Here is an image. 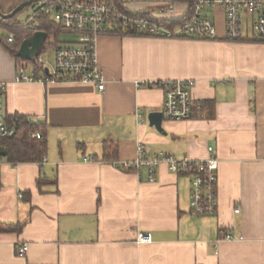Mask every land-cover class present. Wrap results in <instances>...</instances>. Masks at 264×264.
Wrapping results in <instances>:
<instances>
[{
	"label": "crops",
	"instance_id": "obj_1",
	"mask_svg": "<svg viewBox=\"0 0 264 264\" xmlns=\"http://www.w3.org/2000/svg\"><path fill=\"white\" fill-rule=\"evenodd\" d=\"M120 1L162 22L191 7ZM207 14L214 39L100 34L103 92L79 82L17 83V61L0 44L6 117L45 122L48 146L44 162L0 164V223L18 227L0 232V264H264V42L228 41L224 12ZM170 79H194L200 107L186 121L162 119L157 131L147 115L160 111L163 90L141 83ZM107 140L117 147L109 161L102 160ZM138 142L146 158L204 160L212 147L216 211L192 212L190 176L166 163L153 182L146 168L119 167L136 159ZM221 232L233 239L219 240ZM139 233L151 241L139 243ZM22 244L28 249L19 257Z\"/></svg>",
	"mask_w": 264,
	"mask_h": 264
},
{
	"label": "built area",
	"instance_id": "obj_2",
	"mask_svg": "<svg viewBox=\"0 0 264 264\" xmlns=\"http://www.w3.org/2000/svg\"><path fill=\"white\" fill-rule=\"evenodd\" d=\"M214 8H220L224 12L226 40L264 42V0H192L189 17L183 23L172 27L149 15H135L127 10L121 11L112 0H40L17 25L38 31L40 17H47L64 31L73 33L76 38L68 44H57L55 41L51 44L53 45L51 67L44 65L39 53L35 58L42 67L39 74L35 72V66L30 63L17 65L14 81L17 83L34 81L43 84L79 82L94 85L99 92H103L105 80L95 52V40L100 34L120 25L125 29L155 37L214 39L216 38L215 21L207 14ZM0 21L4 19L0 17ZM7 24L17 27L13 22ZM7 37L11 42L14 35L8 32ZM195 83L194 79H170L141 84L160 87L163 90L160 109L162 119L180 122L189 120L194 107H200L199 102H194L192 96ZM6 90V84L0 82V164L3 162L1 155L3 140L12 136L16 130L15 123L11 124L6 119L4 110ZM141 121L144 122L143 119ZM32 137L42 138L40 133H34ZM208 152L209 157L204 160H190L186 157L176 159L167 153L146 158L144 146L138 142L136 159L131 163H120L119 167L124 170L131 167L137 173H140L141 168H146L148 181L153 182L157 168L162 163H166L172 172L190 176L191 211L197 214H212L218 207V159L212 147H208ZM45 160L46 158L43 157L41 162ZM238 211L236 209L234 212ZM231 239L233 236L230 233L221 232L219 236V240ZM137 241L150 242L151 236L149 233H139ZM27 249V244H22L15 250V254L24 257Z\"/></svg>",
	"mask_w": 264,
	"mask_h": 264
},
{
	"label": "trees",
	"instance_id": "obj_3",
	"mask_svg": "<svg viewBox=\"0 0 264 264\" xmlns=\"http://www.w3.org/2000/svg\"><path fill=\"white\" fill-rule=\"evenodd\" d=\"M26 0H0V12L4 14L11 13L18 5ZM175 1H187L189 5L192 7V0H175ZM113 4L119 8L121 11H124L122 6V2L120 0H112ZM38 2H34L21 11L16 13L14 16L4 19V21H0V26L4 28V30H8V32L14 35L13 41L9 42L7 40V35L3 36L0 34V44L3 48H5L17 61V65L22 64L24 62L30 63L35 66V72L39 74L42 71V67L39 63H37L36 59L33 60H22L17 56V51L21 42L30 37L35 30L32 28H21L17 24H19V19L17 16L25 10L34 9L37 6ZM191 7L188 10L187 14L184 17L177 20H169L164 23L169 27L176 26L178 24L183 23L191 12ZM135 15H141L139 13H135ZM40 27L38 30H41L46 33V41L44 45L40 49V54L43 53L45 47L47 45V41L52 34H57L59 32L64 31L59 25L50 20L47 17H40ZM15 22L17 27L8 26L7 22ZM4 23V24H3ZM110 35H119V36H127V35H143L142 33L136 30L125 29L120 25L114 26L112 29L105 32ZM9 123H15L16 130L15 133L7 137L3 140L2 143V151L1 155L3 159H6L11 163H19V162H41L43 157L47 154V141H46V129L47 125L45 122H33L29 118L21 115H14L6 117ZM40 133L42 138L38 139L36 137H32V134ZM103 156L102 160H113L117 157V147L116 144L112 141H104L103 143ZM126 170H134L133 168H128ZM45 181L40 179L37 181V186L40 187ZM1 186V183H0ZM18 230V227L11 224H2L0 223V232H8Z\"/></svg>",
	"mask_w": 264,
	"mask_h": 264
},
{
	"label": "water",
	"instance_id": "obj_4",
	"mask_svg": "<svg viewBox=\"0 0 264 264\" xmlns=\"http://www.w3.org/2000/svg\"><path fill=\"white\" fill-rule=\"evenodd\" d=\"M40 0H26L22 2L20 5H18L11 13L4 14L0 12V17L2 19H8L12 16H14L16 13L21 11L26 6L38 2ZM46 40V33L38 30L35 31L30 37L24 39L17 51V56L21 58L22 60H33L35 59L39 53L40 49L45 43ZM147 120L149 123V126L155 127L157 131H162V114L160 111H152L148 113Z\"/></svg>",
	"mask_w": 264,
	"mask_h": 264
},
{
	"label": "rangeland",
	"instance_id": "obj_5",
	"mask_svg": "<svg viewBox=\"0 0 264 264\" xmlns=\"http://www.w3.org/2000/svg\"><path fill=\"white\" fill-rule=\"evenodd\" d=\"M31 11V9L29 10H25L22 11L17 18L19 20L21 19H25V17L27 16V14H29ZM13 22V21H12ZM15 23V22H13ZM4 24V23H3ZM0 34H2L3 36H6L8 34V30H4V28H2L0 26ZM76 36L71 33V32H66V31H62L59 32L57 34H52L48 41H47V45L45 47V50L43 51V53H41V61L44 63L45 66L51 67L53 64V42H57V44H68L71 43L75 40Z\"/></svg>",
	"mask_w": 264,
	"mask_h": 264
}]
</instances>
